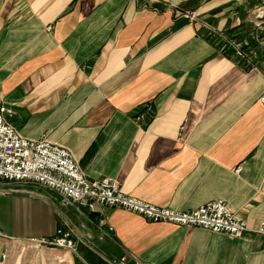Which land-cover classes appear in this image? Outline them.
Returning a JSON list of instances; mask_svg holds the SVG:
<instances>
[{
  "label": "crops",
  "instance_id": "0c3cea01",
  "mask_svg": "<svg viewBox=\"0 0 264 264\" xmlns=\"http://www.w3.org/2000/svg\"><path fill=\"white\" fill-rule=\"evenodd\" d=\"M0 106L88 179L161 208L223 200L250 228L264 220V0H0ZM14 187L0 181V264L60 226L76 233L74 264H264L260 234Z\"/></svg>",
  "mask_w": 264,
  "mask_h": 264
},
{
  "label": "built area",
  "instance_id": "2783aa9c",
  "mask_svg": "<svg viewBox=\"0 0 264 264\" xmlns=\"http://www.w3.org/2000/svg\"><path fill=\"white\" fill-rule=\"evenodd\" d=\"M185 18L194 19L190 14ZM8 113L9 110L0 106V181L17 185L9 192L34 195L24 186L37 185L56 193L62 204H84L90 211L97 207L120 209L152 223L198 227L231 238H240L249 232L264 236V220L250 228L247 221L237 217L223 200L207 202L194 210L179 211L126 195L113 179H88L67 150L46 138L33 141L21 137L7 121ZM75 237L72 228L60 226L51 239H30L28 242L70 252L75 249ZM113 264H126V261L121 259Z\"/></svg>",
  "mask_w": 264,
  "mask_h": 264
},
{
  "label": "rangeland",
  "instance_id": "374dc122",
  "mask_svg": "<svg viewBox=\"0 0 264 264\" xmlns=\"http://www.w3.org/2000/svg\"><path fill=\"white\" fill-rule=\"evenodd\" d=\"M35 245L20 244L13 251L14 264H74L72 258L68 257L64 250L36 247Z\"/></svg>",
  "mask_w": 264,
  "mask_h": 264
}]
</instances>
